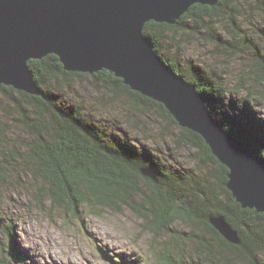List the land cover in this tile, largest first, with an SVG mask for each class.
<instances>
[{
	"label": "trees",
	"instance_id": "obj_1",
	"mask_svg": "<svg viewBox=\"0 0 264 264\" xmlns=\"http://www.w3.org/2000/svg\"><path fill=\"white\" fill-rule=\"evenodd\" d=\"M241 1L248 3L246 12L250 16L254 11L264 10V0H218L213 6L195 3L181 15L177 24L150 20L145 23L143 33L162 60L195 86L211 115L226 133L238 139L252 155L264 159V118L258 117L259 112L251 101L252 87H247L244 96L239 95V83L247 75H241V81L228 87L222 84L220 74L213 70L200 69L193 64L182 66L177 54L184 41L176 36L178 30L188 28L201 32L205 28L217 38L214 39L217 44L253 51L258 66L255 76L264 79V72L261 73L264 56L253 42L255 37L247 33L240 42L231 35L226 39L211 26V16L223 7H231V15L239 16L241 8L238 3ZM232 16L231 22L234 23ZM206 20H210L209 26L204 24H208ZM252 31L255 35L261 33L259 29ZM172 48L177 53L173 52L172 58L167 57L165 49ZM223 52L227 53V50ZM27 65L41 94H29L0 84V178H5L2 161L14 164L20 160L23 170L31 173L38 183L33 198L39 206L45 200L51 207L77 214L81 205L93 212L97 207L124 204L149 217V223L156 231L175 221L183 222L191 228L186 237L197 243L195 250L201 253H197L199 256L205 255L206 261H211L218 252L227 262L238 260L260 264L257 256L264 252V213L243 208L235 200L225 186L227 168L212 155L199 134L179 126L162 103L131 89L108 70L95 73L67 71L55 54L30 59ZM87 74L92 80L90 88L93 91L102 87L112 94L110 108L111 105L121 106L118 109L124 111L126 123L142 127V130L143 123L130 111L145 113L152 107L168 120L167 124L156 134L134 136V140L118 125L116 118L106 119L109 129L93 122L86 117L82 105L62 99L65 89L74 86V78ZM114 107L111 109L118 118ZM170 125L178 128V134L170 131ZM147 130L143 129L144 132ZM12 131L18 134L12 136ZM171 136L176 144L188 143L198 150L196 162L202 167L201 174L193 175L192 169L179 171L172 164H166L161 150L168 153L170 148L165 145L140 146L142 139L156 141ZM147 167L153 169L156 180L142 173L141 170ZM218 216L236 232L238 243L228 241L211 225L209 219ZM201 223L208 234L205 237L197 235L194 230ZM1 225L10 240L6 245L7 252L11 253L10 261L25 264L23 249L12 242V226L4 219ZM167 250L156 254L154 264H184L170 257ZM119 259L117 264H137L135 261L123 263V259Z\"/></svg>",
	"mask_w": 264,
	"mask_h": 264
},
{
	"label": "rangeland",
	"instance_id": "obj_2",
	"mask_svg": "<svg viewBox=\"0 0 264 264\" xmlns=\"http://www.w3.org/2000/svg\"><path fill=\"white\" fill-rule=\"evenodd\" d=\"M238 4L241 8L239 16L231 15L233 13L231 7H223L216 15L211 16V26L224 38L229 39L227 36L231 35L239 42L242 36H247L248 33L252 38L255 37L253 42L256 43L259 53L264 56V10L254 11L250 16L246 12L249 10L248 3L241 1ZM231 16L234 23L231 22ZM204 24L209 26L210 20L208 24ZM250 27L253 30L259 29L261 33L255 35ZM176 36L184 41L178 53L173 48L169 51L165 49L167 57L173 56L175 52L179 55L182 66L188 67L193 64L200 69L213 70L220 74L222 84L228 87L241 81V75H247L243 82L239 83V95L244 96L247 87H252L251 101L259 112L258 117L264 118V79H257L255 76L258 70L253 51L248 48L236 50L228 44H217L214 41L217 38L211 36L205 28H202L201 32H194L188 28L180 29ZM223 50H227V53ZM229 51L232 52L228 53ZM262 72L264 70H261ZM73 82L74 86L65 89L62 99L82 105L87 118L107 129L110 125L108 126L106 119L116 118L118 125L125 129L123 131L134 138L156 134L157 130L167 124L168 120L162 118L160 112L152 107L145 113L131 110L130 112L143 123L144 128L148 129L144 132V128L141 130L142 127L125 122L124 111L118 109L121 106L111 105V108H116L119 116L114 117L116 112L109 105V99L113 101L112 94L102 87L93 91L90 88L92 83L90 75L76 77ZM169 129L178 134V128L170 125ZM17 134L18 132L12 131L11 135ZM21 139L20 136L19 140ZM173 141L172 136L156 141L142 139L140 146L144 147L143 144H146L149 148L165 145L170 148L168 153L161 150V157L166 164H172L179 171L182 168H189L194 171L193 175L201 174L202 167L196 162L198 150L190 147L188 143L176 145ZM19 161L14 164L3 161L1 163L2 168H5L3 172L5 178H0V225L4 219L12 226L14 236L12 242L27 253L26 264H116L112 260L118 261L119 256L127 261L134 260L137 264H154L156 254L165 248L168 249L170 257L184 264H254L238 260L227 262L218 252L211 261H206L205 255L199 256L201 253L195 250L197 243L186 237L191 228L183 222L175 221L156 231L149 223V217H144L124 204L118 207H97L93 212L81 205L77 214L56 206L51 207L49 201L45 200L43 205L39 206L35 204L33 198L35 195L33 191L38 183L31 173L23 170ZM204 227L202 223L196 226L194 229L196 234L201 237L207 236ZM2 228L3 225L0 226V264H22L10 261L11 253L7 252L6 247L10 240ZM213 247L217 249L215 244ZM257 258L260 264H264V252L259 253Z\"/></svg>",
	"mask_w": 264,
	"mask_h": 264
},
{
	"label": "water",
	"instance_id": "obj_3",
	"mask_svg": "<svg viewBox=\"0 0 264 264\" xmlns=\"http://www.w3.org/2000/svg\"><path fill=\"white\" fill-rule=\"evenodd\" d=\"M218 0H0V84L41 94L27 62L55 54L67 71L108 70L160 102L179 126L199 134L227 168L225 186L243 208L264 213V160L214 119L195 86L169 67L144 35L146 22L177 24L193 4ZM142 173L156 180L150 167ZM211 225L228 241L223 217ZM1 226V225H0Z\"/></svg>",
	"mask_w": 264,
	"mask_h": 264
},
{
	"label": "bare ground",
	"instance_id": "obj_4",
	"mask_svg": "<svg viewBox=\"0 0 264 264\" xmlns=\"http://www.w3.org/2000/svg\"><path fill=\"white\" fill-rule=\"evenodd\" d=\"M234 48V47H233ZM177 145V144H176Z\"/></svg>",
	"mask_w": 264,
	"mask_h": 264
}]
</instances>
